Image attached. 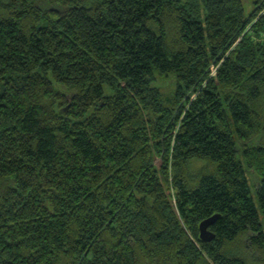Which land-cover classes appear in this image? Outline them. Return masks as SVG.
I'll return each mask as SVG.
<instances>
[{"label":"trees","instance_id":"16d2710c","mask_svg":"<svg viewBox=\"0 0 264 264\" xmlns=\"http://www.w3.org/2000/svg\"><path fill=\"white\" fill-rule=\"evenodd\" d=\"M250 1L0 0V264H264Z\"/></svg>","mask_w":264,"mask_h":264},{"label":"water","instance_id":"95a60500","mask_svg":"<svg viewBox=\"0 0 264 264\" xmlns=\"http://www.w3.org/2000/svg\"><path fill=\"white\" fill-rule=\"evenodd\" d=\"M219 217V214H214L199 223V239L202 241H210L214 234L209 230V226Z\"/></svg>","mask_w":264,"mask_h":264},{"label":"rangeland","instance_id":"374dc122","mask_svg":"<svg viewBox=\"0 0 264 264\" xmlns=\"http://www.w3.org/2000/svg\"><path fill=\"white\" fill-rule=\"evenodd\" d=\"M242 2H243L245 13L249 14V12L253 8V5H252L251 1L250 0H242ZM212 71H215L214 67L212 68ZM156 162H157L156 164H158L159 160L157 159ZM248 178H249L250 190L252 192V196H253L254 202H255L256 206H258V202H257V198H256V191H255L256 178L250 172L248 173Z\"/></svg>","mask_w":264,"mask_h":264}]
</instances>
